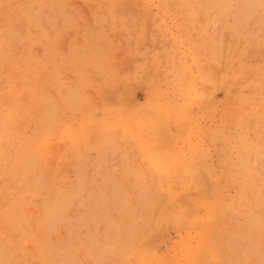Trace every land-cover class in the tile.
<instances>
[{
  "label": "rangeland",
  "instance_id": "obj_1",
  "mask_svg": "<svg viewBox=\"0 0 264 264\" xmlns=\"http://www.w3.org/2000/svg\"><path fill=\"white\" fill-rule=\"evenodd\" d=\"M0 264H264V0H0Z\"/></svg>",
  "mask_w": 264,
  "mask_h": 264
},
{
  "label": "bare ground",
  "instance_id": "obj_2",
  "mask_svg": "<svg viewBox=\"0 0 264 264\" xmlns=\"http://www.w3.org/2000/svg\"><path fill=\"white\" fill-rule=\"evenodd\" d=\"M59 93V92H58ZM39 178V177H38ZM41 213V212H40ZM225 214V213H224ZM75 223V222H74ZM95 237V236H94ZM125 240V239H124ZM27 244V243H26ZM29 245V244H28ZM33 245V244H32ZM93 260V259H92Z\"/></svg>",
  "mask_w": 264,
  "mask_h": 264
}]
</instances>
